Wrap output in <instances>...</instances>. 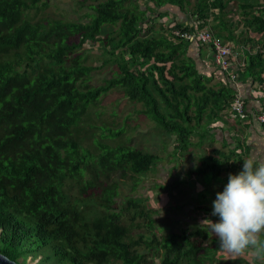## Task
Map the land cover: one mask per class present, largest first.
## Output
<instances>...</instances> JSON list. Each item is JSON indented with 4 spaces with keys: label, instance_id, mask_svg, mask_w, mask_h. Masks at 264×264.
<instances>
[{
    "label": "trees",
    "instance_id": "obj_1",
    "mask_svg": "<svg viewBox=\"0 0 264 264\" xmlns=\"http://www.w3.org/2000/svg\"><path fill=\"white\" fill-rule=\"evenodd\" d=\"M78 1L88 10L87 24L36 22L49 0H0V254L20 264L30 259L39 260L35 264L222 263L219 241L211 239L207 227L160 237L153 211L141 208L145 199L121 194L127 185L134 192L161 157L119 147L104 148L91 160L73 129L91 104L120 89L142 105L138 115L174 139L173 160L189 153L193 137L204 134L202 122L229 110L238 92L219 69L223 81L210 85L214 73L207 77L199 71L189 52L193 43L170 39L166 29L193 32L198 23L202 30L212 17L219 23L210 33L225 39L232 33L224 22L229 2ZM169 7L189 22L176 17L158 33V20L172 15ZM244 7V37L264 42V0H247ZM98 43L102 66L117 71L105 84L91 87L88 81L98 68L86 65L81 51ZM203 47L214 66L213 48L199 44ZM248 58L236 72L242 82L255 83L264 110V45ZM231 159L204 157L189 175L228 182L229 174L241 171L240 158ZM207 196L204 191L198 200ZM197 208L212 216L207 205ZM138 220L146 221L147 236Z\"/></svg>",
    "mask_w": 264,
    "mask_h": 264
},
{
    "label": "rangeland",
    "instance_id": "obj_2",
    "mask_svg": "<svg viewBox=\"0 0 264 264\" xmlns=\"http://www.w3.org/2000/svg\"><path fill=\"white\" fill-rule=\"evenodd\" d=\"M49 3L50 7L40 10V14L35 17L36 22L38 20L42 23H53V20H63L66 23H75L79 22V20H83L84 22V14L88 10L85 7H80L78 0H49ZM34 13V11L31 12L33 15ZM157 26V28L160 27L159 25ZM169 33L170 31L165 34ZM81 53L85 56L86 65H93L98 68L92 73L88 81L89 86H101L107 80L116 76L115 72L117 68L115 66H102L103 50L100 47V43L90 46V48L88 46ZM95 103H93L94 105L91 104V107L89 106L90 108L88 107L89 111H87V114L81 118L79 124L73 129V137L82 141L83 147L81 146V151L84 149L87 155L91 154L92 156H87L91 160L103 154L102 150L104 148L115 150L119 147L135 149L146 154L161 157L162 160L156 167L155 172L146 174L147 176L145 175L146 177L142 179L143 181L134 192L127 185L124 186L121 194L145 199L143 204H141V208H145L147 211H153L152 215L155 219L154 228L160 231L159 233H163L160 234V237L168 234H181L184 230L194 231L196 226H204L209 229L211 239L218 240L214 237L210 228L201 222L204 219L218 222L219 218L216 216H208L207 218L197 208L200 207L197 203L201 201L198 200V197L193 198L192 196L189 199L192 207L189 206L190 210L187 211L188 214L186 215L172 213L167 207L176 205L174 195L177 196L178 192L182 191L183 188L190 187L189 193L191 195L193 193L199 195L204 191H209L208 188L210 189L213 185L212 181H219L221 182V186L225 187L226 184L224 183H228L225 177L219 179H211L210 175L206 177L196 176L197 179L192 177L191 182L187 184L189 186L186 187H183V184L186 182L182 184L181 179H179L175 183V185L177 184L176 188L179 187L176 190L175 186H171L176 181L174 177L183 178V175L180 173L184 169L179 167L181 156L178 155L179 160L175 162L172 157L174 145L171 146L170 140H168L169 137L157 129L147 117L136 113L137 110L143 108L142 105L126 99L120 89L111 91ZM116 135L119 136L116 137ZM170 164L172 165L168 169L166 165ZM173 165H175L174 168L177 167V170L170 169ZM168 170H172L169 173V182L167 179ZM189 177L191 176L189 175ZM74 194L77 195L78 191L74 190ZM118 199H121V197L119 196ZM180 200L183 204L187 201V198ZM137 222L142 225V232L147 236V232H150V230L146 226V221L138 220ZM137 234L138 232L135 233V236ZM149 235L148 237H150ZM218 255L220 257L223 256L222 264H226V262H228L227 264H241L240 258L242 257H234L223 251H219ZM234 259H238L239 261H234ZM37 262L39 260L33 262L30 259L28 264H35ZM214 264L219 263L215 262Z\"/></svg>",
    "mask_w": 264,
    "mask_h": 264
},
{
    "label": "crops",
    "instance_id": "obj_3",
    "mask_svg": "<svg viewBox=\"0 0 264 264\" xmlns=\"http://www.w3.org/2000/svg\"><path fill=\"white\" fill-rule=\"evenodd\" d=\"M226 1L229 2V5L226 10L227 14L224 18V22L228 25L227 29H232V33L230 35L226 32L224 37L225 39H222L220 37L219 38L223 43H225L224 45L231 47L236 54L233 58L232 64L234 70L240 69V67L243 69L245 68L244 66H246L247 60L249 59L248 53H255L262 49L264 42L263 39L251 42L244 37L247 29L244 23L245 18L243 11L245 8L244 4L247 0ZM146 2H148V0ZM168 9H170L172 15L160 18V20H158L157 25L160 26L157 29L158 33L160 31H165V29L169 26H173L176 17H178L179 20H184V22L185 20L189 22L186 16L181 17L173 13V9H176L175 7H169ZM148 17L149 23H151V19L155 16ZM155 20L156 19L154 18L153 22H155ZM218 23L217 19L213 20L212 17H210V19L208 20V29L211 31L210 28L217 26ZM206 49V47L200 49L197 45L192 44L189 51L190 56L196 59L198 69L202 74L209 77L212 73H214L211 76L210 85H219L223 81V79L220 78L222 72H217V67L210 65L207 56L208 52L206 51ZM201 56L203 61H201L200 59ZM224 82L227 83V81ZM231 86L236 92H238V95H242V97L247 100V107L250 112L249 121L244 123L241 121L231 120V118L229 117L230 109L224 111V113L220 114L217 118H212V120H208L207 117L206 120L202 122L201 126V128L204 130V134L202 136H198L197 134L193 137L192 142L194 147L189 151V153H186L185 156L182 155L181 159L179 160V167L184 169L180 173L183 175V178L174 177L176 181L171 187H174L175 183L179 179H181V182H186L185 184H183V187L189 186L187 184L191 182V178L196 177L193 175L191 177L188 176V178L187 175H189L190 172H193L195 169H197V167L201 165V159L204 157L222 158L223 155L230 156L232 158L230 160V163H233L236 159L240 158V170H242L243 161L250 156H256L257 158L264 159V126L259 123L257 118V116L263 111V102L259 98L261 92L259 94L255 91V83L251 79L247 83L241 81L234 84L231 82ZM168 140H170L171 146H173L174 139L170 137ZM171 165L172 164L166 165V167L169 169V166ZM174 167L175 165H173L170 169L177 170V167ZM171 171L172 170H168L167 179L170 176L169 173H171ZM212 183L213 185L210 187V189L208 188L209 191H207L208 196L204 200H201L197 203V205H199L200 207L207 205L208 208L213 209L212 204L216 199V193L223 191L224 187L221 186V182L212 181ZM178 188L179 187H177L176 190H178ZM189 188L190 187L183 188L182 191L178 192L177 196L174 195L176 205L173 207L172 205L167 207V209H170V212L181 215L188 214L187 211L190 210L189 206L192 207V205H190L189 199L192 198V196L193 198L198 197L196 193H193V195H191L189 193ZM186 198L187 201L182 204L180 199ZM238 259H234V261H239ZM240 259L241 264H261L259 260L250 255L242 256V258ZM227 263L228 262H226V264Z\"/></svg>",
    "mask_w": 264,
    "mask_h": 264
},
{
    "label": "clouds",
    "instance_id": "obj_4",
    "mask_svg": "<svg viewBox=\"0 0 264 264\" xmlns=\"http://www.w3.org/2000/svg\"><path fill=\"white\" fill-rule=\"evenodd\" d=\"M212 208L218 222L201 223L218 239L219 249L234 257L250 255L264 264V159L250 156L238 174H229Z\"/></svg>",
    "mask_w": 264,
    "mask_h": 264
},
{
    "label": "built area",
    "instance_id": "obj_5",
    "mask_svg": "<svg viewBox=\"0 0 264 264\" xmlns=\"http://www.w3.org/2000/svg\"><path fill=\"white\" fill-rule=\"evenodd\" d=\"M193 25L195 27V31L193 32H181L174 30L167 36L175 41L179 39L188 41L197 45L198 47L199 44L211 46L214 51V56H216L214 57V66H216L217 69H219L222 73L227 75L234 84L241 82V76L239 72H236V70L239 69H232L233 58L236 55L233 49L227 45H224L225 43H223L220 38L213 36L208 28L199 30L198 23H194ZM229 117L233 121H241L244 123L249 121L250 112L242 95H238L236 98H234L229 110ZM257 118L259 123L264 126V110L257 116Z\"/></svg>",
    "mask_w": 264,
    "mask_h": 264
},
{
    "label": "water",
    "instance_id": "obj_6",
    "mask_svg": "<svg viewBox=\"0 0 264 264\" xmlns=\"http://www.w3.org/2000/svg\"><path fill=\"white\" fill-rule=\"evenodd\" d=\"M172 9V8H171ZM175 9H173V12L175 13ZM179 16L184 17L185 15L179 14ZM87 22V20H86ZM185 23H187V20H185ZM0 264H20V263H15L9 260L7 257L3 256L0 254Z\"/></svg>",
    "mask_w": 264,
    "mask_h": 264
}]
</instances>
